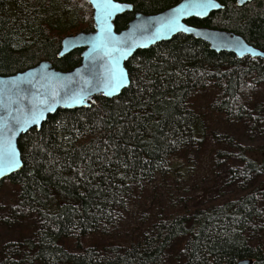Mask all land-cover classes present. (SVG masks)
<instances>
[{
    "label": "trees",
    "instance_id": "1",
    "mask_svg": "<svg viewBox=\"0 0 264 264\" xmlns=\"http://www.w3.org/2000/svg\"><path fill=\"white\" fill-rule=\"evenodd\" d=\"M120 1L134 9L117 17V30L137 11L156 13L180 0ZM219 1L223 9L187 22L234 31L264 49V0ZM92 29L87 0H0V74L43 59L71 69L82 49L58 57L62 38ZM126 66L131 81L118 96L60 108L20 137L23 166L0 181L17 189L3 222L19 230L0 242V264H264V237L256 236L264 222V143H236L239 164L225 158L231 172L259 176L251 190L201 208L174 207L129 242L108 239L137 191L166 176L175 156L201 148L209 127L199 92L212 91L205 110L226 122L251 128L264 119V60L179 33L139 49ZM227 152L235 151L220 148L217 160Z\"/></svg>",
    "mask_w": 264,
    "mask_h": 264
},
{
    "label": "water",
    "instance_id": "2",
    "mask_svg": "<svg viewBox=\"0 0 264 264\" xmlns=\"http://www.w3.org/2000/svg\"><path fill=\"white\" fill-rule=\"evenodd\" d=\"M87 1L93 8V29L65 35L58 53V57H63L74 49H82L78 65L62 70L43 59L25 70L0 74V181L23 166L20 137L31 128H40L50 114L60 108L89 107L97 95L115 97L128 87L131 80L126 63L139 49L184 33L206 41L215 51L264 60V49L234 31L187 22L223 9L219 0H180L156 13L137 11L120 30L116 19L133 11V4L120 0ZM252 263L247 258L235 264Z\"/></svg>",
    "mask_w": 264,
    "mask_h": 264
},
{
    "label": "rangeland",
    "instance_id": "3",
    "mask_svg": "<svg viewBox=\"0 0 264 264\" xmlns=\"http://www.w3.org/2000/svg\"><path fill=\"white\" fill-rule=\"evenodd\" d=\"M211 96L212 91L207 90L199 92L196 98L197 107L209 127L201 148L183 158L175 156L172 160L173 169L166 176L157 174L152 183L146 184L144 190L136 192L128 209L124 211L121 222L111 229V235L115 239L103 235H96V238L92 239L105 242L107 241L105 238H108L115 242H129L133 237L132 234L138 236L139 232L147 230L159 215L170 212L174 207L180 205L192 209L205 207L224 201L230 196L241 195L258 184L259 176L254 173L243 175L231 172L230 164L225 158H232L235 164H239L235 154L239 150L236 147L238 142L244 146L262 145L264 119L256 122L251 128L226 122L222 117L214 116L205 110ZM220 148H231L235 152L232 154L227 152L217 160L216 153ZM16 195L17 189L13 184L6 180L2 182L0 186L1 243L13 237V232L19 230V228L10 229L3 222L6 217V206L16 198ZM256 236L264 237V222L260 224ZM90 240L91 238H87V241Z\"/></svg>",
    "mask_w": 264,
    "mask_h": 264
}]
</instances>
